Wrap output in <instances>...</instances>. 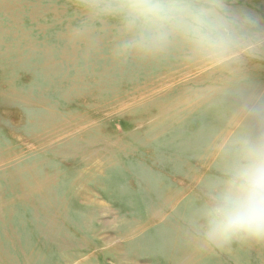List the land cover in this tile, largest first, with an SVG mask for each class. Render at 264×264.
I'll list each match as a JSON object with an SVG mask.
<instances>
[{"label":"rangeland","instance_id":"1","mask_svg":"<svg viewBox=\"0 0 264 264\" xmlns=\"http://www.w3.org/2000/svg\"><path fill=\"white\" fill-rule=\"evenodd\" d=\"M264 23V0H229ZM87 0H0V264H264L205 247L228 147L264 133V58L216 64L179 40L122 51Z\"/></svg>","mask_w":264,"mask_h":264},{"label":"clouds","instance_id":"2","mask_svg":"<svg viewBox=\"0 0 264 264\" xmlns=\"http://www.w3.org/2000/svg\"><path fill=\"white\" fill-rule=\"evenodd\" d=\"M96 18L118 22L122 51L149 54L179 40L194 55L216 64L264 58V23L232 8L229 0H87ZM249 115L264 108L246 103ZM223 179L200 210L199 234L205 247L264 244V133L239 135L230 142Z\"/></svg>","mask_w":264,"mask_h":264}]
</instances>
